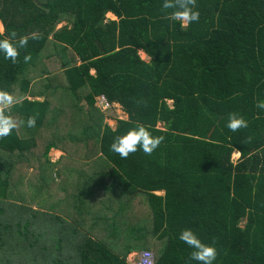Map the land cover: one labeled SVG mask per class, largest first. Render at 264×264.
I'll list each match as a JSON object with an SVG mask.
<instances>
[{
    "label": "trees",
    "instance_id": "trees-1",
    "mask_svg": "<svg viewBox=\"0 0 264 264\" xmlns=\"http://www.w3.org/2000/svg\"><path fill=\"white\" fill-rule=\"evenodd\" d=\"M162 3L0 0V36L41 33L0 57V90L19 98L5 114L35 117L0 137V264H130L144 249L194 264L183 228L215 241L214 264H264V0H196L184 29ZM99 95L127 118L107 123ZM229 112L247 128L230 132ZM131 121L164 137L151 155L109 150ZM52 148L82 160L53 164ZM65 160L77 167L56 179Z\"/></svg>",
    "mask_w": 264,
    "mask_h": 264
},
{
    "label": "clouds",
    "instance_id": "clouds-1",
    "mask_svg": "<svg viewBox=\"0 0 264 264\" xmlns=\"http://www.w3.org/2000/svg\"><path fill=\"white\" fill-rule=\"evenodd\" d=\"M161 8L171 10L165 11V18L177 22L181 29L186 28L190 22L199 20L200 13L196 0H163ZM2 32L3 26L0 25V33ZM40 36L41 33L38 31L19 36L14 30L8 31L6 35L0 36V57L16 63L20 50L26 48L29 40H38ZM24 59L28 60L29 57L25 55ZM16 103H19V98L13 97L5 90H0V137L8 136L19 124H24L28 128L35 125L34 116H29L26 121H17L11 115L5 114L10 112L12 105ZM254 106L264 112V99L258 100ZM224 126L230 132L235 133L238 129L247 128L248 121L238 112H229ZM163 139L162 135H153L149 126L131 121L119 135L112 139L109 150L118 154L121 159H126L130 153H135L138 148L144 154L151 155ZM176 238L189 249L188 259L190 262L214 264L217 258V247L214 240L211 242L202 240L192 228L181 229Z\"/></svg>",
    "mask_w": 264,
    "mask_h": 264
},
{
    "label": "crops",
    "instance_id": "crops-1",
    "mask_svg": "<svg viewBox=\"0 0 264 264\" xmlns=\"http://www.w3.org/2000/svg\"><path fill=\"white\" fill-rule=\"evenodd\" d=\"M1 23H2V21H1ZM3 24V23H2ZM64 24H66V22L64 23ZM4 26V25H3ZM4 32V31H3ZM2 32V33H3ZM145 54V53H144ZM149 59H147L146 61H149L151 58L147 55V54H145ZM38 99H42V97H37ZM171 101V100H170ZM170 101H169V104H170ZM119 105V104H118ZM120 106V105H119ZM126 114V113H125ZM127 115V114H126ZM127 118V117H126ZM16 120H19L18 118H16ZM21 121V120H20ZM27 127L24 125V124H19V126H18V129H19V132L22 134V135H26V129ZM52 151V152H51ZM51 152V153H50ZM50 152H49V159H50V161L53 163V164H55V163H58L59 161H61V159H62V157H64V156H66V157H69L70 159H75V161H81L80 159H79V157H70L69 155H67L63 150H61V149H59V148H52L51 150H50ZM235 154L237 155V157L239 158V156H240V153L239 152H235ZM87 159H83V161H86ZM89 160V159H88ZM64 164H66V168H68V169H75V167H77V163H74V160H65V162H63V164H61V167L60 166H55V168H54V177L57 179V176L59 177V175H58V169H60V174H61V176H64V175H66V174H68L69 175V177H70V174L72 173L71 172V170H69V171H67V173H64V171H62V170H64ZM157 194H163L164 192L163 191H157L156 192ZM133 252H137V251H133ZM139 252V251H138ZM132 254V252L131 253H129L128 254V256L129 255H131ZM127 261H128V257H127ZM130 264H132V262L131 261H128Z\"/></svg>",
    "mask_w": 264,
    "mask_h": 264
},
{
    "label": "rangeland",
    "instance_id": "rangeland-1",
    "mask_svg": "<svg viewBox=\"0 0 264 264\" xmlns=\"http://www.w3.org/2000/svg\"><path fill=\"white\" fill-rule=\"evenodd\" d=\"M107 18H109V19H115L116 17L113 14L109 13V14H107ZM64 23H65V21L62 22V23H60V24H58L57 27H61L62 25H64ZM0 25L3 26V24L1 23V21H0ZM3 31H4V26H3ZM140 55H141V57H143L144 60L149 59L144 54L143 51H140ZM171 103H172V101H170V104ZM105 114H106L105 121L107 123H109L112 127H115L116 126V119L117 118H126L127 117V115L125 114V112L122 110L121 106H119L117 103L113 106V108H111L110 110L106 111ZM232 158H233L234 161H236L238 159V157H237V155L235 153L233 154ZM242 225H243V223H242ZM57 228H59V227H57ZM137 254H138V251L137 252H132L131 255L127 256L128 257V261H131L132 263L135 262L136 259H137Z\"/></svg>",
    "mask_w": 264,
    "mask_h": 264
},
{
    "label": "built area",
    "instance_id": "built-area-1",
    "mask_svg": "<svg viewBox=\"0 0 264 264\" xmlns=\"http://www.w3.org/2000/svg\"><path fill=\"white\" fill-rule=\"evenodd\" d=\"M115 103H111L104 95H99L96 97L95 106L101 111L106 112L113 108ZM132 264H155L154 252L149 249H144L138 252L137 259Z\"/></svg>",
    "mask_w": 264,
    "mask_h": 264
},
{
    "label": "water",
    "instance_id": "water-1",
    "mask_svg": "<svg viewBox=\"0 0 264 264\" xmlns=\"http://www.w3.org/2000/svg\"><path fill=\"white\" fill-rule=\"evenodd\" d=\"M101 23H104V21H102Z\"/></svg>",
    "mask_w": 264,
    "mask_h": 264
}]
</instances>
